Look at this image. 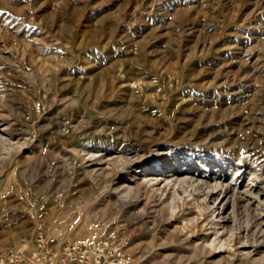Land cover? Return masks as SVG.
Listing matches in <instances>:
<instances>
[{
	"label": "rangeland",
	"instance_id": "374dc122",
	"mask_svg": "<svg viewBox=\"0 0 264 264\" xmlns=\"http://www.w3.org/2000/svg\"><path fill=\"white\" fill-rule=\"evenodd\" d=\"M38 233L264 264V0H0V253Z\"/></svg>",
	"mask_w": 264,
	"mask_h": 264
},
{
	"label": "built area",
	"instance_id": "2783aa9c",
	"mask_svg": "<svg viewBox=\"0 0 264 264\" xmlns=\"http://www.w3.org/2000/svg\"><path fill=\"white\" fill-rule=\"evenodd\" d=\"M127 241L99 238L93 241L68 242L58 248L38 233L33 249L24 253L16 249L0 253V264H131L125 249Z\"/></svg>",
	"mask_w": 264,
	"mask_h": 264
},
{
	"label": "bare ground",
	"instance_id": "6f19581e",
	"mask_svg": "<svg viewBox=\"0 0 264 264\" xmlns=\"http://www.w3.org/2000/svg\"><path fill=\"white\" fill-rule=\"evenodd\" d=\"M139 114H137V115H135V114H132V120L133 121H131V123H134V122H136L138 119L137 118H139V116H138ZM201 178V177H200ZM199 179V178H198ZM206 180H204V179H201V180H197L196 179V190H197V193H201L200 191H202V189H201V187L206 183L205 182ZM194 184V183H193ZM209 185V184H208ZM216 185V184H215ZM217 185H219V184H217ZM217 187V186H216ZM215 186L213 187V188H211V189H209V190H207V191H205L204 193H205V199H208V198H210V197H212L213 195H214V193H215V188H216Z\"/></svg>",
	"mask_w": 264,
	"mask_h": 264
}]
</instances>
